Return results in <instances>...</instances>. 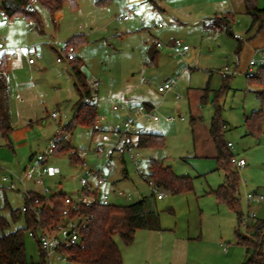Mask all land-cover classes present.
Returning <instances> with one entry per match:
<instances>
[{"label": "rangeland", "instance_id": "1", "mask_svg": "<svg viewBox=\"0 0 264 264\" xmlns=\"http://www.w3.org/2000/svg\"><path fill=\"white\" fill-rule=\"evenodd\" d=\"M76 1L78 7L65 6V15L58 22L47 8L36 3L41 25L37 21L34 25L23 16H19L15 25H9L0 9V40L5 39L6 47L0 55L4 50L15 54L7 75L13 126L10 141L0 133V215L8 221L0 234L26 227L24 209L28 191L47 197L62 193L74 200L81 196L83 162L72 163L68 153L49 157L48 165L58 168L59 173L45 176L44 185L19 181L30 164H38L37 155L46 151L51 142L68 135L79 153L86 152L87 169L98 170L107 163L105 154L98 149L112 148L113 141L103 142L102 133L94 131L93 126L67 128L81 103L72 69L79 63L91 102L97 107V123L103 121L102 124L110 128L121 119L113 107L129 99L156 106L153 112L159 119L142 118L141 122L146 133L163 135L165 145L159 149L136 147L135 151L142 156L141 167L145 170L150 159H157L170 165L178 175L193 178L194 189L187 193L200 202L204 239L189 246L190 262L242 264L253 251L247 252L237 243L236 231L245 236L249 232L242 224L238 226L233 211L225 204L216 203L212 193L224 183L225 173L217 169L215 143L208 129L215 107L220 105L225 121L224 139L232 143L230 149L235 158L246 161L243 167L235 166L239 171L237 197L241 201L243 219L255 214L256 218H251L250 222L263 220L264 125L261 136L248 134L245 117L254 110H264V98L258 96L264 92V84L248 77L264 66L257 63L249 71L252 58H259L255 56L256 50L264 49V21L252 26L251 16L244 11L229 15L231 36L215 28L219 24L216 20L199 27L177 24L170 17V10H160V0ZM256 5L264 7V0H256ZM126 8L136 9L138 14L121 21L118 17ZM76 34H84L86 42L65 51L67 41ZM176 41L188 45L194 54L193 62L184 58L183 66L190 69L183 74L180 73L182 65L178 63L180 56L173 49ZM153 43L158 50L155 61L152 60ZM35 46L41 58L30 54ZM71 53L76 57L74 61L68 58ZM205 56L209 57L202 58ZM171 78L178 79L177 86L159 92V86ZM111 162L116 168L112 172L105 170L108 181L101 188L107 191L109 204L127 205L145 197L148 222L158 223L157 210L164 214L162 209L165 208H160L164 201L157 200V195H163L164 200L174 195L159 188L153 195L148 177L138 173L128 152L121 155L114 151ZM12 182L15 188H10ZM118 191L131 193L132 198L118 195ZM249 194L261 195L263 199L254 198L249 202ZM117 223L121 224L120 216L115 217L111 227ZM40 236V231L37 238L30 230L24 233L30 260H39ZM114 238L121 242L118 235ZM262 250L264 252V243ZM51 262L78 264L61 254L53 255Z\"/></svg>", "mask_w": 264, "mask_h": 264}, {"label": "trees", "instance_id": "2", "mask_svg": "<svg viewBox=\"0 0 264 264\" xmlns=\"http://www.w3.org/2000/svg\"><path fill=\"white\" fill-rule=\"evenodd\" d=\"M47 8L52 15L68 6L71 9L78 7L76 0H0L2 11H6L10 17L23 16L28 20L36 21L41 25L40 15L35 8V4ZM246 13L251 16L252 26L258 21H264V7L256 5V0H244ZM231 14L230 16H233ZM229 16H224L220 20L223 23L216 24L220 30H225L229 35H233ZM214 19H218L217 17ZM219 20V21H220ZM218 21V22H219ZM42 29V27H41ZM86 42L84 34L73 35L66 43L68 47H78ZM153 48V47H152ZM157 51L152 50V60H155ZM0 63V133L10 141L13 126L10 113V97L7 84L9 72V61L3 55ZM69 58V57H68ZM73 58H69L74 61ZM76 76L75 87L79 93L81 103L68 125V130H72L76 125L94 126L97 119L96 104L91 102V95L88 89L85 76L79 69V63L72 66ZM253 82L264 84V66L258 73L248 75ZM225 87V85H224ZM208 89V88H207ZM206 89V90H207ZM258 96L264 98V92ZM85 99H89L85 102ZM205 99V96H204ZM203 101V100H202ZM247 133L251 135L262 134L264 125V110H254L251 115L245 117ZM210 135L217 149L218 170L225 173L224 183L217 189L212 190L216 200L220 204H225L236 214L238 226L243 221L241 201L237 197L239 190V171L232 164L231 159L234 153L224 139L225 121L222 118L221 106L215 107V113L211 119L209 128ZM58 136V135H57ZM56 155L69 154L72 163L83 161L80 153L73 147L71 140L57 139ZM136 147L159 149L165 145L164 136L155 133H144L137 137ZM34 156L31 157V160ZM148 177L156 188L162 189L172 195L190 192L194 189V182L191 176L178 175L170 165H165L163 161L150 159L148 162ZM146 180V179H145ZM154 195V194H153ZM65 194L57 193L50 197L36 191L25 193L24 215L26 227L16 231L0 234V264H49L45 249L39 242V260L28 259L24 240V233L30 230L37 238L38 232L42 228L51 227L56 224L64 210L62 199ZM146 198L127 205L96 203L90 207H80L78 211L72 212L89 216L87 223L79 229V241L64 248L61 253L72 261L79 264H123L122 253L114 238V230H119L121 240L130 245L134 241L136 231L148 226V213ZM116 216L121 217V224L111 227ZM8 226V221L0 215V229L3 231ZM248 236L236 231L239 245H243L247 252L252 249L253 253L242 264H264V219L249 222Z\"/></svg>", "mask_w": 264, "mask_h": 264}, {"label": "built area", "instance_id": "3", "mask_svg": "<svg viewBox=\"0 0 264 264\" xmlns=\"http://www.w3.org/2000/svg\"><path fill=\"white\" fill-rule=\"evenodd\" d=\"M137 14L138 12L136 9L126 8L119 15L118 19L124 21L132 16H136ZM2 16L8 24H14L15 21L19 18L17 16L10 17L6 11H2ZM32 24H35V22L32 21ZM3 49H6L4 40H0V52ZM173 49L174 53L177 56H180L179 60L181 61L183 55L190 48L188 45H182L181 41H176L173 43ZM30 54L32 56H35L36 58L42 57L41 54L38 53L36 46L31 49ZM3 55H5L8 61H11L15 58V54H7L4 50V52L0 55V63L4 59ZM256 55H258L259 58H252L249 66V71H252V68L257 65V63L264 65V49H257L255 52V56ZM73 57L74 55L72 53L69 54V58ZM186 69L187 68H183L182 71H185ZM177 81V78H172L165 84L159 86L158 90L160 92H167L169 90H173L177 86ZM88 101L89 99H85V102ZM113 109L115 111L124 109L127 111L128 115L120 119L119 121L113 123L110 128L104 126L102 124L103 121H101V123H97V119L93 126L94 131L102 133L103 142H114L112 148H109L108 150H105L103 147H99L98 149L100 153L105 154V157L107 158V163L98 170L87 169V164L84 160L86 152H83L82 154L80 153L79 155L83 160L82 162L84 168V175L82 177L83 188L81 191V196L77 200L65 196L62 199L64 210L61 214L60 220L51 227L40 229V242L42 244V247L46 251L47 257L49 259V264L52 263L51 257L53 255L62 254L61 251L64 248H67L79 241V229L87 223L89 216L81 215L78 212L73 215L72 212L78 211L80 207H90L91 205L96 203H109V196L107 191H103L101 190V188L104 187L108 181L105 170L107 172H112L116 168L115 164L111 162V158L114 151H119L121 155L128 152L132 162L138 168V173L141 176L148 177V167L146 170L141 167L144 164V160L140 153L135 151L136 145L134 143V138L146 133V130L138 123L139 116H145L154 120H158L159 117L154 114L153 110H148L144 102L137 100H132L128 101L127 103L115 105ZM62 139L69 140V136L65 135L64 137H62ZM57 145L58 143L56 141H53L50 143V146L46 151L38 154V164H30L24 171V177H20L19 181L22 183L33 181L36 184L44 185L45 182L43 178L45 176H55L56 174H58V168L48 165V159L49 157L55 154ZM228 146L231 148L233 145L232 143H228ZM231 162L236 167H243L246 165L245 159H236L235 156L232 157ZM148 183L153 190V194L155 195L157 192V188L149 177ZM10 188H15L14 182L11 183ZM45 191L47 192L48 188L45 187ZM117 194L125 196L128 199L132 198L131 193L118 191ZM157 197L161 198L162 195L158 194ZM254 198L262 200L263 196L258 194H249L247 196V200L249 202H251V200H253ZM251 218L255 219L256 215H249L247 218L243 219L241 224L245 228H247Z\"/></svg>", "mask_w": 264, "mask_h": 264}, {"label": "crops", "instance_id": "4", "mask_svg": "<svg viewBox=\"0 0 264 264\" xmlns=\"http://www.w3.org/2000/svg\"><path fill=\"white\" fill-rule=\"evenodd\" d=\"M159 3L160 10L164 12L170 10L171 19H173L177 24L181 23L188 25V27L206 26L207 22L215 20L218 22L226 15L229 16L235 13H242L243 11L244 13L246 12L244 0H160ZM119 8H121V4ZM0 9H2L1 6ZM64 15L65 10L63 8L54 14V18L58 22L64 17ZM216 17L218 19H214ZM220 22L223 23L224 21L220 20L219 23ZM15 23L9 25H15ZM215 26V28L220 30L217 25ZM41 31H43V28ZM155 46L156 44L153 43L152 50L155 49ZM155 50L158 54V50ZM193 55L194 54L191 52L190 48L183 55L182 60H178V63L182 65L180 73L183 74L190 69V67L188 68L183 66L185 64L184 58L188 57V60L193 62ZM208 57L209 56H205L202 58L207 59ZM197 58L198 57H196V60ZM201 66L207 67V65ZM183 68L187 69L182 71ZM132 100L144 102L148 110L155 111L156 109L154 104L139 99H129L123 103H127ZM116 112L118 114L117 116L121 119L128 115L127 111L124 109ZM142 118L152 120L151 118L145 116H139L138 123L143 128L144 125L141 122ZM195 121L196 119H193V122ZM203 150L208 154L205 149ZM214 156L217 157L216 146ZM124 170L123 171L126 175V169L124 168ZM188 194L189 193L187 192L181 195L176 194L165 200L163 199V195L161 198H157V200L164 201L160 208H165L162 209L164 210V214H161V212L157 210L158 223L155 222L150 224L148 222V226L146 228L137 230L134 241L130 245H126L122 240L121 242H117L122 253L123 264H192L190 262L191 256L189 246L198 240L204 239V226L200 216V212L202 210L200 202L196 199V197L191 198ZM216 203L220 204L217 200ZM166 208H171L172 210L167 211ZM115 234L118 235L119 239H121L118 229H116V231L114 230L113 235L115 236Z\"/></svg>", "mask_w": 264, "mask_h": 264}]
</instances>
